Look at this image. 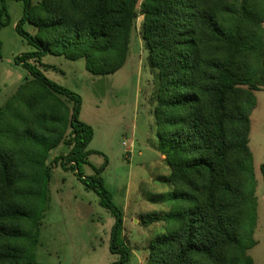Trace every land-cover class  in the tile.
<instances>
[{"label": "trees", "instance_id": "1", "mask_svg": "<svg viewBox=\"0 0 264 264\" xmlns=\"http://www.w3.org/2000/svg\"><path fill=\"white\" fill-rule=\"evenodd\" d=\"M17 25L36 48L17 59L26 78L0 106V264H38L40 223L49 201V157L75 171L115 216L111 252L126 264L124 218L100 172L86 176L93 127L80 120L81 97L32 60L47 53L84 58L93 74L126 62L137 19L155 76L158 150L169 166V210L140 214L163 222L146 264H255L257 182L250 109L264 87V0H24ZM0 0V30L10 24ZM33 24L30 34L23 24ZM106 164L108 160L106 159ZM264 181V162L260 166Z\"/></svg>", "mask_w": 264, "mask_h": 264}, {"label": "rangeland", "instance_id": "2", "mask_svg": "<svg viewBox=\"0 0 264 264\" xmlns=\"http://www.w3.org/2000/svg\"><path fill=\"white\" fill-rule=\"evenodd\" d=\"M33 3L39 0H32ZM11 22L0 30V106L18 86L32 75L17 61L36 48L19 33L17 25L24 14V0H6ZM143 15L137 19L130 51L124 65L112 74H93L84 58L71 60L63 55L45 54L32 60L55 83L81 97L80 120L90 124L94 137L88 149L86 176H100L113 203L125 220L124 239L133 249L126 264H146L149 244L164 232L163 222L144 226L139 216L155 210H169L172 188L167 182L169 166L157 147L154 117L155 76L148 64V49L141 36ZM24 31L37 28L23 24ZM256 105L250 109V147L254 156L257 182L256 244L249 250L255 264H264V181L260 170L264 162V87L256 91ZM134 147L128 151L131 139ZM128 145H124V142ZM71 145L53 149L49 163V201L40 223L35 249L38 264H115L120 258L111 252V233L115 224L112 211L101 204L98 194L87 188L77 173L55 160L68 154ZM139 151H142L140 154ZM106 159L108 164H106Z\"/></svg>", "mask_w": 264, "mask_h": 264}, {"label": "crops", "instance_id": "3", "mask_svg": "<svg viewBox=\"0 0 264 264\" xmlns=\"http://www.w3.org/2000/svg\"><path fill=\"white\" fill-rule=\"evenodd\" d=\"M43 57V56H42ZM41 57V58H42ZM34 62H35V60H34ZM130 142H132L133 143V147H134V139L132 138L131 140H130ZM52 152V151H51ZM140 152V154H142V151H139ZM51 154V153H50ZM162 154V153H161ZM60 156V155H59ZM56 157H58V156H56ZM55 157V158H56ZM162 157L164 158V156L162 155ZM49 162V161H48ZM152 225V224H151ZM124 231H125V220H124ZM123 235H124V232H123ZM132 249V248H131ZM132 253H133V249H132Z\"/></svg>", "mask_w": 264, "mask_h": 264}, {"label": "built area", "instance_id": "4", "mask_svg": "<svg viewBox=\"0 0 264 264\" xmlns=\"http://www.w3.org/2000/svg\"><path fill=\"white\" fill-rule=\"evenodd\" d=\"M123 144H124V145H128V143H127L126 141H125ZM132 150H133V143L130 142V143H129L128 151L131 152Z\"/></svg>", "mask_w": 264, "mask_h": 264}]
</instances>
